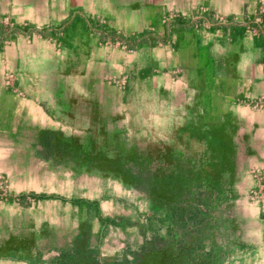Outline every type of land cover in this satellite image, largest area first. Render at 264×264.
Returning a JSON list of instances; mask_svg holds the SVG:
<instances>
[{"label":"crops","instance_id":"1","mask_svg":"<svg viewBox=\"0 0 264 264\" xmlns=\"http://www.w3.org/2000/svg\"><path fill=\"white\" fill-rule=\"evenodd\" d=\"M263 101L264 0H0V264L73 250L91 169L150 203L188 172L234 202L220 264H264Z\"/></svg>","mask_w":264,"mask_h":264},{"label":"rangeland","instance_id":"2","mask_svg":"<svg viewBox=\"0 0 264 264\" xmlns=\"http://www.w3.org/2000/svg\"><path fill=\"white\" fill-rule=\"evenodd\" d=\"M71 145L74 141L70 140ZM167 174L163 186L152 187L156 200L151 203L141 200L140 193L134 200L125 186L115 187L113 170H86L80 177L70 174L71 185L82 188L70 195L100 198L101 206L78 208V213L85 230L98 227L94 238L97 248L93 253L103 264L122 260H136L139 264H207L208 260L220 263L230 256L231 247L241 237L232 208L234 202L215 199L212 187L195 184L196 179H191L189 184L188 172H182L178 185V180L173 184L172 175L168 177ZM0 177L4 180L2 201L9 193V185ZM81 182L85 184H79ZM150 205L155 209L152 217L144 214ZM131 208L136 210L133 218L130 217ZM73 213L70 206L68 225L74 224ZM109 218L116 222H102ZM121 221L124 222L121 224ZM54 225L58 224L54 222ZM162 229L164 233L161 234ZM87 236L90 245L92 234Z\"/></svg>","mask_w":264,"mask_h":264},{"label":"trees","instance_id":"3","mask_svg":"<svg viewBox=\"0 0 264 264\" xmlns=\"http://www.w3.org/2000/svg\"><path fill=\"white\" fill-rule=\"evenodd\" d=\"M102 222L115 223L116 221L112 219H103ZM123 222L124 221H121L120 223L122 224ZM87 234H89V231L85 230L84 222H81L80 233L75 239L73 250L71 252H65L61 256V259L58 260L56 264H103L99 259H96L95 255L94 256L92 255L93 251L88 248L89 238ZM113 264H139V263L136 260L133 261L122 260L115 262ZM207 264H220V263L219 262L217 263L213 260H208Z\"/></svg>","mask_w":264,"mask_h":264},{"label":"bare ground","instance_id":"4","mask_svg":"<svg viewBox=\"0 0 264 264\" xmlns=\"http://www.w3.org/2000/svg\"><path fill=\"white\" fill-rule=\"evenodd\" d=\"M2 187H3V185L1 184V181H0V200L3 199V197H4V192H1V189H3Z\"/></svg>","mask_w":264,"mask_h":264}]
</instances>
